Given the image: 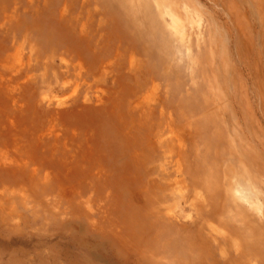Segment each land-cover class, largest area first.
Here are the masks:
<instances>
[{"label": "rangeland", "instance_id": "1", "mask_svg": "<svg viewBox=\"0 0 264 264\" xmlns=\"http://www.w3.org/2000/svg\"><path fill=\"white\" fill-rule=\"evenodd\" d=\"M133 1L0 0V264H139L146 200L170 251L264 264L263 0Z\"/></svg>", "mask_w": 264, "mask_h": 264}, {"label": "bare ground", "instance_id": "2", "mask_svg": "<svg viewBox=\"0 0 264 264\" xmlns=\"http://www.w3.org/2000/svg\"><path fill=\"white\" fill-rule=\"evenodd\" d=\"M131 2L132 4L134 3L133 0H131ZM263 4H264V0H263ZM160 7H162V5H160ZM167 12H168V15L171 16L172 20L177 22V19H176L177 15L175 14V12L170 10L169 7L167 8ZM193 13H197V12H193ZM184 33H185V30L182 31V34ZM6 58L8 60H13V57L11 54H9ZM176 137L178 138V141H179V134H177ZM171 152H175V151H171ZM0 160L3 161L5 165H7V161H6L7 158L5 160L4 153L2 152L0 153ZM178 165H179V162H178ZM178 169H179V166H178ZM250 172H248V175L250 174ZM251 177L252 179L250 180L253 181V184H252L253 187L250 190L243 186L234 185L233 187H231V191L234 193L233 196L235 197L234 202L236 205H241L242 201L246 202L248 203L250 210L254 211L255 213H259V217L261 215L264 216V199L261 198V196H263V190L261 188L260 189L256 188L258 186V185H255V184H258V181H257L258 176L255 174V175H252ZM115 182L116 181H114V183ZM195 189H196V192L194 193L195 199L193 200V205H195L196 207L197 205L196 203H198V206L200 208L201 204L204 203L205 206L207 205V208L209 207L211 208L212 207L211 198H214V197H211L212 195L207 194V190H204L200 186H196ZM255 191L257 192L256 198L252 197V193L254 194ZM146 204H147L146 205L147 208L144 210L145 211L144 218H139L141 222V226L138 231L139 235L137 236V239L132 242V244L134 245H141L142 242L144 243L143 248L139 247L135 250V252H137L136 256H137V259L139 260V264L141 263L142 264H208L207 261H205V257L203 256V254H200V251H198L196 248L193 254L190 256L185 255L184 252L179 253V243L177 241L179 240V238L174 240L175 242H171L169 244V245H172L173 252L170 251V249H167L166 248L167 246L165 242L163 243V240H161L160 235H162V233L163 234L167 233L169 229H170L169 233L167 234H172V235L175 233L179 234L178 233L179 226L177 225L176 222L172 221V217H171L172 214L169 213V211L167 210L168 208L166 209L164 204L151 205L149 201L147 200H146ZM137 207L138 206L136 205L132 206L131 209H128L130 211L126 214L128 216L126 224H125L126 229L128 228V230H131L134 234H135V231H133V229L131 228L133 225L132 222L133 220H135V217L138 218L140 213H142L141 212L142 209H137ZM196 209H197L196 211H200V209H198L197 207ZM204 209H206V207ZM210 211L211 210H209V212ZM225 230L226 228L223 229V233H225ZM221 233L222 232H220V234ZM133 237H131V239L129 240H132ZM117 238L120 239L121 241L123 240V241H126V243H129V240L126 237H122V236L120 237L118 235ZM163 248H165L164 251H162ZM139 252H140V255L138 254ZM138 256L141 259L138 258ZM173 257L175 259H173ZM140 260H144V261L141 262ZM215 263H216V259L213 262V264Z\"/></svg>", "mask_w": 264, "mask_h": 264}]
</instances>
